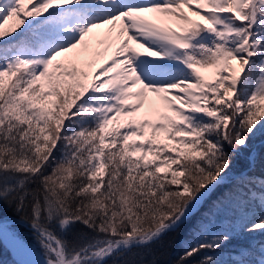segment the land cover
Wrapping results in <instances>:
<instances>
[{"label": "trees", "instance_id": "obj_1", "mask_svg": "<svg viewBox=\"0 0 264 264\" xmlns=\"http://www.w3.org/2000/svg\"><path fill=\"white\" fill-rule=\"evenodd\" d=\"M29 4L0 30V224L8 223L43 253L41 239L60 241L65 256L72 252L73 258L93 245L105 247L132 235L134 241L171 223L219 176L227 182L214 183L200 209L176 229L91 264H259L264 257V79H257L264 56V0H255L252 29L249 0L235 1L237 16L213 14L261 40L232 106L212 92L204 108L208 121L192 120L187 147L180 146L176 125L163 130L173 137L170 145L145 142L174 174L170 168L158 172L149 158L132 157V144L117 121L101 143L102 114L89 102L111 91L92 74L94 44L51 59L47 43L63 33L59 17L46 16L54 0H26ZM98 153L103 176L96 167ZM0 264H21L1 240Z\"/></svg>", "mask_w": 264, "mask_h": 264}, {"label": "rangeland", "instance_id": "obj_2", "mask_svg": "<svg viewBox=\"0 0 264 264\" xmlns=\"http://www.w3.org/2000/svg\"><path fill=\"white\" fill-rule=\"evenodd\" d=\"M158 1L162 5H167L166 8H163L167 11L165 12L164 21L162 22V19H159L160 23L165 28H170L183 37L187 36L188 45L180 47L175 44L171 51L161 49L156 43L146 41L142 35L134 34L131 30L128 31L124 17L120 13L113 15V10L104 13L105 10L114 8L113 5L102 4L100 0H66L64 6H68V8L63 10V13L66 16L67 32L65 30V33L67 34L62 36L61 40L50 41L48 49L52 58L59 59L67 48H77L84 40L88 41L92 38L95 44L93 62L96 64L102 57L105 59V63L101 67L103 70L101 85L113 90L110 98H97L92 102V107L104 114V133L112 125L113 120L117 118L122 124L128 125L123 129V135L133 145L130 152L132 157L149 158L152 162H155L158 172H165L170 168L172 174H174L175 169H172L168 163L156 161L144 145L145 142L157 144L163 141L170 145L173 137L168 136L162 128L170 123V120L180 127L190 124L194 116L191 106L203 109L212 92L221 90L226 92V82L224 80L226 67L229 61L236 57L237 48L243 47L250 52V55L252 51L247 40L239 42V35L233 30H229L230 26L226 22L227 19L210 14L212 9H222L223 5L218 4H223L225 0H157L155 3ZM66 2H69V4L66 5ZM181 5H185V8L189 10L184 21L177 18V12ZM228 5L232 8L231 2ZM22 6V0H0V30L6 27L9 20L14 19L23 12L24 8ZM140 8H145V6H139L138 9ZM140 11L144 12L145 9ZM107 16L113 19L110 21V25L119 30V34L116 33L117 38L120 37V34H124L122 41L120 39L117 42H114V39L106 40L101 35L103 33L100 25L107 22ZM189 21L190 23H188ZM200 21L205 23L202 29L199 28ZM186 26L188 27L185 29ZM189 28H194L200 33L195 35L189 31ZM187 33H192V36ZM121 43L124 44V53L112 58V44H117V50L121 52L123 49L120 46ZM160 51H165L169 55L173 54L176 61L173 64L162 62L161 57L163 54ZM120 67L123 70L122 74L119 71ZM261 67L264 77V56ZM93 71L94 74L98 72L95 68ZM184 71L191 73L190 76L201 87L203 94L191 101L180 99L177 102L175 97L178 93L175 96H170L163 94V92L167 84L180 82ZM261 84L264 85V81ZM155 93L159 96L153 95ZM150 96L152 101L149 99ZM225 99L228 106H232V98H227L225 94ZM146 100L149 101L147 102L149 107L144 109L142 113L137 114L136 106L138 107L141 104L143 107ZM236 109L241 110V103L236 102ZM208 114L212 118L218 119L217 115L209 112ZM228 118H225L226 124L229 121ZM152 130L155 132L154 136L151 134ZM148 133L149 141L147 139ZM180 135V146L187 147L190 142L189 132L183 131ZM106 140L107 134L102 135L101 143L105 144ZM96 167L100 175H104L100 156L97 157ZM215 182L225 181L218 176L214 179ZM211 188L212 186L209 190ZM181 192L189 194L186 188H183ZM200 199H202L201 195L194 198L186 209L199 206ZM131 238H134V235L129 236L128 240ZM40 244L42 249L45 250L44 256L57 263L63 261L65 264H90L89 261L92 256H104L112 248L93 245L80 255L72 258V252L65 256L62 251L63 244L60 241L57 243L46 238L41 239ZM33 248L38 249L36 246ZM260 264H264V259L260 260Z\"/></svg>", "mask_w": 264, "mask_h": 264}, {"label": "bare ground", "instance_id": "obj_3", "mask_svg": "<svg viewBox=\"0 0 264 264\" xmlns=\"http://www.w3.org/2000/svg\"><path fill=\"white\" fill-rule=\"evenodd\" d=\"M101 2H104V4H106L107 2H109V0H101ZM122 2L124 3V5L119 4ZM111 5H116V7L112 8L114 10L113 15L116 13H120L124 17L128 31L131 30L134 34L142 35L143 37L152 40V42L159 41L160 43L157 46L164 47L166 50L171 51L172 45L178 44L181 47L183 45L188 44V40L186 37H183L179 33L172 31V29L170 28H165L160 23L159 19L165 18L164 9L158 6L156 3L154 5H149V0H121L120 2L115 1V3H111ZM143 5H147L146 8L138 9L139 6ZM143 9H145V11L141 12L140 10ZM186 13H189V10H187L183 6H180L177 12L178 20L184 21ZM108 16L106 17L107 22L105 24L100 25V28H102L101 30L103 33L101 35L104 36L106 40L114 39V42H117V40L120 39V41H122L124 34H120V37L117 38L119 30L110 25V21L113 19H110V17ZM144 28H155V30L148 29L149 31H147ZM121 44L122 45L120 46L123 47L121 52H118V48L116 47L117 44H112V58L117 57L120 53H124V44ZM160 53L163 54V56L161 57L162 61H166L169 63H174L176 61V57L173 54L169 55L165 51H160ZM247 58V51L243 47H239L237 48L236 57L232 58L229 61L228 66L226 67L224 80L226 82V96L228 98H232L235 93L236 82L240 73L246 67ZM119 71L122 74L123 70L121 67ZM190 74L191 73L184 71L180 82L176 84H167L163 94L175 96V94L178 93L175 97L177 99V102H179L180 99L191 101L195 98H198L201 94H203L202 89L200 86H198V83L195 81L194 78L190 76ZM153 95L159 96V94L157 93ZM149 99H151V96ZM147 102L149 101L146 100L143 107L141 106V104L138 105V107L136 108L137 114L142 113L144 109H147L149 107ZM2 235L4 236L5 240L9 244H11V246L21 245V243L18 240L13 239L8 232L3 231ZM22 254L16 253L15 255H17L24 262V264H30L28 257ZM32 257L36 260V264H52L44 260L42 257L37 256L33 253Z\"/></svg>", "mask_w": 264, "mask_h": 264}, {"label": "water", "instance_id": "obj_4", "mask_svg": "<svg viewBox=\"0 0 264 264\" xmlns=\"http://www.w3.org/2000/svg\"><path fill=\"white\" fill-rule=\"evenodd\" d=\"M182 216H180L176 221H174L173 223H171L167 228H159L158 230H156L151 236H155L156 234H159L161 233L162 231H164L165 229L166 230H169L173 227V225L175 223H177L180 219H181ZM3 231H7L11 237H13V235L3 226H0V238L2 239L3 243L10 249V251L12 253H23V255H26L28 257V259L31 261L32 264H36V260L32 257V254H31V250L29 248H26L22 245L18 246V245H15V246H11V245H8L4 239V236L2 235V232ZM149 239H144V240H141V241H137L135 243H132L131 246H134V245H139V244H142V243H145L147 242ZM125 246H128L127 244H124V245H117L114 247V249L116 248H121V247H125ZM36 255H39L38 253L34 252Z\"/></svg>", "mask_w": 264, "mask_h": 264}]
</instances>
